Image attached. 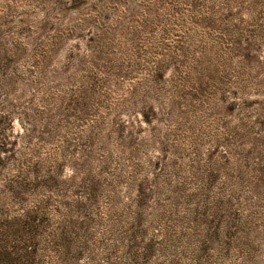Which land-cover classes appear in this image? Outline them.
Wrapping results in <instances>:
<instances>
[{
  "label": "rangeland",
  "instance_id": "rangeland-1",
  "mask_svg": "<svg viewBox=\"0 0 264 264\" xmlns=\"http://www.w3.org/2000/svg\"><path fill=\"white\" fill-rule=\"evenodd\" d=\"M0 264H264V0H0Z\"/></svg>",
  "mask_w": 264,
  "mask_h": 264
}]
</instances>
